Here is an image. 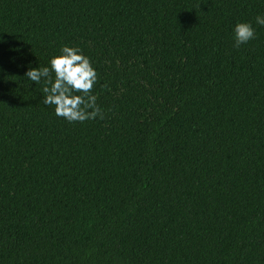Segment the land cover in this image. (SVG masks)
<instances>
[{
  "label": "trees",
  "instance_id": "trees-1",
  "mask_svg": "<svg viewBox=\"0 0 264 264\" xmlns=\"http://www.w3.org/2000/svg\"><path fill=\"white\" fill-rule=\"evenodd\" d=\"M258 14L264 0H0V264H264ZM238 21L256 38L235 47ZM63 45L95 67L103 119L57 117L24 77Z\"/></svg>",
  "mask_w": 264,
  "mask_h": 264
},
{
  "label": "clouds",
  "instance_id": "clouds-1",
  "mask_svg": "<svg viewBox=\"0 0 264 264\" xmlns=\"http://www.w3.org/2000/svg\"><path fill=\"white\" fill-rule=\"evenodd\" d=\"M255 24L264 26V14L256 15ZM255 38L256 31L252 22L238 21L234 24L235 47ZM48 64L45 67H29L24 73V77L36 85L44 82L43 104L53 105L54 114L69 123L103 119V112L93 92L98 73L89 57L78 47L63 45L59 54L52 56ZM50 73H54V80Z\"/></svg>",
  "mask_w": 264,
  "mask_h": 264
}]
</instances>
